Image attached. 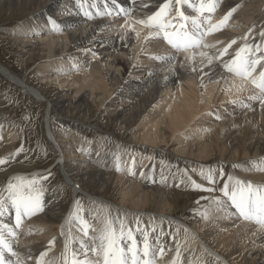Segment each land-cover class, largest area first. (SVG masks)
Wrapping results in <instances>:
<instances>
[{"label": "bare ground", "instance_id": "6f19581e", "mask_svg": "<svg viewBox=\"0 0 264 264\" xmlns=\"http://www.w3.org/2000/svg\"><path fill=\"white\" fill-rule=\"evenodd\" d=\"M161 3L163 0H117L114 6L107 0L113 12L101 15L98 13L105 11V0H0V21L24 20L20 28L1 30L0 39L15 47L18 64L30 72L20 74L0 62V74L25 96L45 102V139L52 143L57 153L55 166L60 167L65 184L72 188L75 197L85 187L103 191L113 184L120 206L112 208V214L119 210L123 215V208L129 213L127 222L133 229L140 216V226L148 228L153 243V237L159 236L160 244L166 248L159 264H171L177 243L181 253L178 264H264V232L233 215L234 210H217L208 199H202L219 195L218 192L199 197V210L190 208L196 213L195 221L183 222L188 226L187 232L183 226L156 215L173 214L179 203L188 207L190 199L197 197L185 191L191 188L188 177H195L205 188L213 187L200 175L202 169L206 173L215 170L216 187L222 186L223 178L227 179V171L240 179L264 183V172L245 170L251 167L253 158L264 157V107L247 99L256 90L247 84L237 91L243 81L228 74L220 60L205 66L203 72H192L185 60L188 53L176 52L162 37L145 41L150 29L135 21L151 15ZM144 4L148 6L143 7ZM119 7L132 12L128 16L116 15ZM232 8L236 11L227 23L205 37V42L215 47L202 49L214 54L235 39L236 44L221 58L223 61L229 60L243 44L249 29L252 31L248 42L260 41L264 26V0H220L211 15L212 22H218ZM185 10L191 14L187 5ZM50 20L56 21L59 30H54ZM126 20L140 32L139 37L122 27ZM199 60L197 57V63ZM32 75L39 76L40 84L34 82ZM41 85L58 87L51 93V89L43 92ZM4 99H0V104L5 103ZM233 99L243 100L244 104L234 105L230 103ZM52 110L69 128L82 130L87 125L90 133L93 129L104 132L108 123L114 122L126 134L131 149L123 150L115 159L104 153L102 141L94 140L88 145L72 132L55 135ZM8 127L7 135L5 126L0 133V142L5 145L18 137L16 126ZM167 144L191 176L160 169L165 161L159 150L154 156L155 172L142 171L150 150ZM12 156L6 165L15 163L21 155ZM235 164L240 167L234 168ZM61 196L56 188H48L43 196V211L24 218L17 229L18 239L13 246L22 259L31 255L27 264H35L43 251H48L46 259L59 257L69 234L70 239L75 238L70 247L79 248V219L69 222L74 203L66 211ZM96 213L84 210L80 217L96 227ZM203 213H207V218ZM3 221L14 226V212L6 214ZM136 236L139 241L140 234ZM53 238L50 246L48 242Z\"/></svg>", "mask_w": 264, "mask_h": 264}, {"label": "snow or ice", "instance_id": "6c2138e0", "mask_svg": "<svg viewBox=\"0 0 264 264\" xmlns=\"http://www.w3.org/2000/svg\"><path fill=\"white\" fill-rule=\"evenodd\" d=\"M219 3L220 0H163L156 11L146 18L136 20L135 24L150 29L144 37L145 41L162 37L176 52L188 53L185 60L192 72H203L205 66H210L214 61L220 60L228 74L239 77L243 81L237 91H242L247 84L252 85L256 91L247 99L258 101L264 107V26L259 34L260 41L248 42L249 34L252 31L249 29V33L243 37V44L227 61H223L221 58L228 55L229 49L236 44L235 39L223 48L217 49L214 54L202 50L215 47L214 44L206 43L205 37L219 31L236 11V8L230 9L218 22L213 23L211 15L216 12ZM111 4L117 5V0H111ZM185 5L191 9V14L186 12ZM142 6L147 7L148 5ZM112 12L113 9L108 8L107 0H105V11L98 14L111 15ZM131 12L132 9L122 7L116 9V15L128 16ZM85 15L91 16V13L86 12ZM49 22L53 25L54 30H59L55 20ZM122 27L134 32L137 37L140 36V32L136 31L133 24L127 20ZM219 43L221 42L217 41V44ZM197 57L200 58L199 63H197ZM155 58L164 59V57ZM170 71H175V69H170ZM230 103L244 104L240 99H233ZM244 106L249 107L246 104ZM219 118L217 116V119ZM22 150L21 147L18 151ZM5 163H7V158H0V165ZM250 164L251 167L246 168V171L264 172V157L253 158ZM233 167L238 168L240 165L235 164ZM119 170L117 164V171ZM214 172L213 169L207 173L203 169L200 172V175L213 187L205 188L204 185L197 183L191 177H188V180L194 189L219 193V195L202 197V199H208L210 204L215 205L217 210L225 212L234 210L233 215L255 225L258 231L264 232V183L228 175L222 186L216 187L217 180ZM130 174L134 173L130 171ZM224 175L221 170L220 176ZM40 179L36 176L32 178L16 176L6 183L3 190H0V264H27V261L32 259L31 255L22 259L20 253L15 251L13 241L18 239L17 229L22 226L24 218H30L43 211L44 189L40 184ZM42 179L46 180L47 177H42ZM161 179L163 180L164 177L162 176ZM99 208L100 210L94 217L98 224L96 227H92L80 217V213L84 209L79 200L75 201L74 211L69 214V222L71 219H79L80 232L82 233L79 248L70 247V243L75 238L70 239L69 234L66 236L63 251L59 257L46 259L48 251H43L36 258L35 264H159L166 254V248L160 244L159 236L153 237L155 240L153 243L148 228L140 226L139 217L136 218L137 226L133 229L127 222L126 214L121 215L117 210L113 215L111 209L104 204L99 205ZM12 212L15 214L14 226L3 221V217ZM202 215L207 218V213ZM151 231L155 232L156 228L152 227ZM178 231L179 229H177ZM61 232L64 234L63 226ZM136 233L140 234L139 241ZM54 241L55 238L50 240L49 245L54 244ZM180 256V246L177 243L171 264H178ZM189 264H193V262L189 261ZM197 264H203V262L198 261Z\"/></svg>", "mask_w": 264, "mask_h": 264}, {"label": "rangeland", "instance_id": "374dc122", "mask_svg": "<svg viewBox=\"0 0 264 264\" xmlns=\"http://www.w3.org/2000/svg\"><path fill=\"white\" fill-rule=\"evenodd\" d=\"M23 22L24 20L21 18L15 19L14 21H12L11 19L5 20L2 18L0 21V31L11 28H20V25ZM1 40L2 39H0V62L20 74L30 73L28 72L27 68L21 67L18 64L15 47L10 46L11 44L9 45V43L4 40ZM32 77L34 79V82L40 84L38 75H32ZM56 87L58 86L50 85L48 87H44V85H41V90L45 92L51 89V93H53ZM46 93L49 94L50 92ZM2 98H5V103L0 104V133H2L1 130L5 126L3 131L5 132V135H7V129H9L8 124H12L14 127L16 126L18 130V137L15 138L17 141L14 139L6 145L0 142V158H7L8 161L9 156H12V154L15 157H17L18 154H20L21 156L13 164L10 163L7 165H0V176H3L1 177L0 190H3L6 186V183L16 176H25L28 178L36 176L38 178H41L40 184L44 189V194L48 192V188H56L60 191L61 195L63 196H61V198H63V207L66 211L71 210L70 208L72 204L77 200L81 202L82 208L87 211L94 210L95 212H98L100 210L99 205L101 204L107 205L111 210L112 208L116 209L118 206H120L118 200L119 195L116 187L112 186L113 184H109L108 187H106L103 191L97 189L98 187H85L86 189L83 188V190L78 193V196L76 197L72 191V188L65 184L60 167L58 165L55 166V163L57 161V153L54 151L52 143L45 139L47 122L44 121V116L46 114L47 106L44 101L35 102L34 100L30 99V97L25 96L20 90H18L13 84L7 81L5 77L0 74V99ZM91 119L92 118H89L88 120L85 119V121L87 120V122L90 123L92 122ZM51 122L52 130L53 133L55 132V135L57 134V132H72L76 134L81 139V141L87 142L88 145H90L94 140L102 141L104 153L111 156V158L117 159L119 154L123 150L128 151L131 149V145L129 144V142H127V138L125 136L126 134L120 132L113 124L114 122L108 123L106 128L107 130H105L104 132L93 129L92 133H90V130L86 129L87 125L85 124V127L82 130L69 128L66 124H63L60 121L55 110H52L51 112ZM21 147H23V150L18 151L19 149H21ZM77 148L81 149L80 145H77ZM157 150L160 151V155L165 161L160 169L162 168L163 171L170 170L173 174L180 172L185 175L186 173V177L191 176V174L186 170L187 166H183L181 162L178 161V158L174 156L172 149L168 144L162 145L160 147L154 146V148L150 150V158L147 161L146 165L143 166V172H155L154 160L156 158L154 156L156 155ZM17 161L23 163L18 164ZM231 164L234 163H230L229 165ZM7 166L8 168H6ZM37 169H40V171H38ZM229 169L233 170L231 167H229ZM226 174L230 175V172L227 171ZM42 177H47V179H42ZM224 179L225 178L222 179L223 182ZM193 180L198 183V180L195 177L193 178ZM185 191L187 193L189 192L197 194V197L194 196V198L190 199L191 202L189 201L188 207L184 205L185 203H179L178 207H176L175 213L173 214L164 215L161 213H157L156 215L159 217V219H169L177 226H183L185 229H188L187 224L185 225V223L183 222H185V220H189L191 222L192 220L195 221L194 214L196 212L193 213V209L190 208L196 207L197 210L200 209L198 207L199 203H197V201L199 200V197H202L206 193V191L194 189L192 185L191 188H188ZM121 210L123 215L126 214L128 216L129 213H127V210H123V208Z\"/></svg>", "mask_w": 264, "mask_h": 264}]
</instances>
